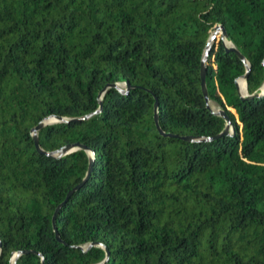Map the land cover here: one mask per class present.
<instances>
[{
  "label": "trees",
  "instance_id": "obj_1",
  "mask_svg": "<svg viewBox=\"0 0 264 264\" xmlns=\"http://www.w3.org/2000/svg\"><path fill=\"white\" fill-rule=\"evenodd\" d=\"M263 61L264 0H0V264H264Z\"/></svg>",
  "mask_w": 264,
  "mask_h": 264
},
{
  "label": "water",
  "instance_id": "obj_2",
  "mask_svg": "<svg viewBox=\"0 0 264 264\" xmlns=\"http://www.w3.org/2000/svg\"><path fill=\"white\" fill-rule=\"evenodd\" d=\"M218 33H221L222 37L224 38V44L227 48L233 50L237 56L242 59V61L248 66L244 56L237 50L235 49V47H233L232 45H228L226 43V40H227V34H226V31L224 29V27L222 25H217L215 26V29H214V32L210 35L207 43H206V46H205V49H204V52H203V56L201 58V63H200V77H201V90H202V93L204 95V98L206 99L207 103L209 104V101H208V96H207V89H206V84H205V74H206V57H207V54L209 52V49H210V43L211 41L215 38V36L218 34ZM231 43V42H230ZM262 64L264 65V61L262 62ZM241 78L244 79V89H245V93H241L239 88H238V84H237V80H236V86L238 88V91L241 95H244L246 94L247 92V82H246V79H247V73H245ZM154 119H155V122H156V125L157 127L159 128V125H158V120H157V105L155 104L154 105ZM214 113H216L217 115H219L220 117H222L226 124H225V127H224V130H223V133H226L228 132L229 130H232L233 127L231 125V122L229 120V118L227 117V115L225 114V112L222 110V109H219L217 111L213 110ZM54 120H64L63 117H59V116H53V117H50L48 118L45 122H49V121H54ZM45 122H40L35 128L32 129V132H33V139L35 141V144L38 145V138H37V130L40 129L44 124ZM160 129V128H159ZM189 139V137H188ZM79 148H82L84 149V145L82 144H79V143H76V144H69V145H66L64 146L63 148H61L58 152L60 153H63V154H66V153H69L73 150H76V149H79ZM91 166H92V162H91V159L89 161V170L91 169ZM59 209V206L56 208L53 216H52V223H53V227H54V231H55V235L56 237H58L57 235V231H56V228H55V216L57 214V211Z\"/></svg>",
  "mask_w": 264,
  "mask_h": 264
},
{
  "label": "bare ground",
  "instance_id": "obj_3",
  "mask_svg": "<svg viewBox=\"0 0 264 264\" xmlns=\"http://www.w3.org/2000/svg\"><path fill=\"white\" fill-rule=\"evenodd\" d=\"M227 42V41H226ZM229 43V42H228ZM237 84H238V88L245 93V89H244V79L241 78L240 80H237Z\"/></svg>",
  "mask_w": 264,
  "mask_h": 264
},
{
  "label": "rangeland",
  "instance_id": "obj_4",
  "mask_svg": "<svg viewBox=\"0 0 264 264\" xmlns=\"http://www.w3.org/2000/svg\"><path fill=\"white\" fill-rule=\"evenodd\" d=\"M227 42V44L228 45H231V43H230V41H228V40H226ZM229 42V43H228ZM240 80V79H239ZM240 90V89H239ZM240 92L241 93H243L241 90H240ZM210 103V105H211V108L213 109V110H215V111H217V110H219L220 108L217 106V105H215L214 103H212V102H209Z\"/></svg>",
  "mask_w": 264,
  "mask_h": 264
}]
</instances>
